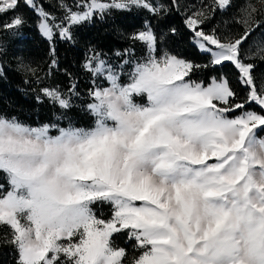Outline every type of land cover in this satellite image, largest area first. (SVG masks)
<instances>
[{
  "label": "snow or ice",
  "instance_id": "obj_1",
  "mask_svg": "<svg viewBox=\"0 0 264 264\" xmlns=\"http://www.w3.org/2000/svg\"><path fill=\"white\" fill-rule=\"evenodd\" d=\"M23 5L50 45L75 43L74 28L114 11H170L153 0H84L76 10L61 0L57 18L37 0ZM232 7L210 0L186 16L207 63L162 50L175 27L128 34L146 55L117 50L122 64L90 47L84 69L110 84L94 80L89 92L93 126L32 127L0 114V226L17 264H264V0L234 14L237 31L205 27ZM26 26L21 0H0V31L17 37ZM50 54L46 75L58 68L54 47ZM229 65L235 83L223 72L200 78ZM19 67L39 81L36 68ZM40 93L63 109L79 94L75 84ZM120 237L138 254L129 256Z\"/></svg>",
  "mask_w": 264,
  "mask_h": 264
},
{
  "label": "trees",
  "instance_id": "obj_2",
  "mask_svg": "<svg viewBox=\"0 0 264 264\" xmlns=\"http://www.w3.org/2000/svg\"><path fill=\"white\" fill-rule=\"evenodd\" d=\"M84 0H64L65 3L76 10L77 2ZM50 15L59 18L63 12L59 7L61 0H37ZM157 5H164L170 11L162 13L158 18L147 10L114 11L105 19L95 17L91 23H85L74 28L75 43L56 38L53 47L58 62V68L51 69L50 75V43L44 38L38 29V16L36 12L23 5L21 0V12L25 15L28 26L23 28V35L12 37L9 33L0 31V63L3 64V75L0 76V114L6 117H15L20 122L29 126H41L44 124L57 127H88L94 125V116L88 110L87 105L92 102L89 92L94 88V77L87 72L83 65L88 49L95 46L111 60L115 51L123 50L129 46L134 54H144L142 42L130 45L126 38L137 30L143 29L145 24L152 26L158 34L170 33L175 27L179 35L169 34L162 41V50H176L182 53L183 58L197 63H207L208 57L202 54L198 47L194 46L191 31L186 28L185 19L187 13L199 8V4L207 5L210 0H153ZM235 7L215 14L207 22V29L216 28L218 32L237 31L239 25L233 22L234 14L245 6L249 0H233ZM255 3L256 0H251ZM227 22V23H225ZM218 26V27H217ZM176 51L173 54H176ZM21 61L38 70L39 81L36 76L26 75L19 67ZM264 71V69H262ZM221 72L235 83V69L229 65L221 69L220 66L202 70L200 78L211 79L213 75ZM77 86L78 95L71 97L72 107L63 109L54 104L49 98L40 93L45 86H58L62 91H68L70 85ZM239 87V86H238ZM243 94V89H241ZM39 96V99L37 97ZM255 107V106H253ZM55 132V129H53ZM107 210V206H105ZM7 231L0 226V264H17L18 253L15 247L4 242V234ZM116 243L125 247L129 256L137 255L133 248V242L124 237L117 239Z\"/></svg>",
  "mask_w": 264,
  "mask_h": 264
},
{
  "label": "rangeland",
  "instance_id": "obj_3",
  "mask_svg": "<svg viewBox=\"0 0 264 264\" xmlns=\"http://www.w3.org/2000/svg\"><path fill=\"white\" fill-rule=\"evenodd\" d=\"M84 1H82V2H80V3H83ZM201 7H207V5H202L201 3L199 4V8L198 9H196V10H192V11H190L189 13H187V16H192L193 15V13L194 12H196L197 10H199ZM63 15V14H62ZM61 15V16H62ZM60 16V17H61ZM59 22V21H58ZM38 25V24H37ZM194 39L195 38H193V41H194ZM50 47H53V44H51L50 45ZM144 54L146 55V49L144 50ZM140 55V54H139ZM139 55H137V56H139ZM111 61L112 62H114V63H117V64H122L123 63V60L122 59H120V58H117L115 55H113L112 57H111ZM85 62H86V60H85ZM85 64V63H84ZM125 68L128 70V71H131V68L130 67H128V66H125ZM122 78L123 79H126V76H124L123 75V73H122ZM94 80H98L99 81V83H100V85L102 86V87H109L110 86V84H108L107 83V81L106 80H104V79H102V78H94ZM96 86V84L94 83V87ZM253 106H255V105H253ZM258 110V109H257ZM41 126H43V125H41ZM41 126H32V127H41ZM50 126V125H49ZM51 127V126H50ZM261 135L262 136H264V133H261ZM6 235H8V232L6 233V234H4L3 236L5 237Z\"/></svg>",
  "mask_w": 264,
  "mask_h": 264
}]
</instances>
